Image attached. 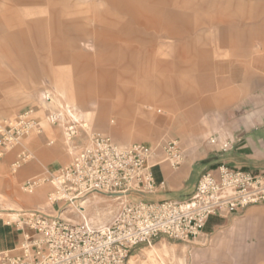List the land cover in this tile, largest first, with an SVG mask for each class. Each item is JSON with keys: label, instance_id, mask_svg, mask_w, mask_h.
<instances>
[{"label": "rangeland", "instance_id": "1", "mask_svg": "<svg viewBox=\"0 0 264 264\" xmlns=\"http://www.w3.org/2000/svg\"><path fill=\"white\" fill-rule=\"evenodd\" d=\"M239 1L230 7L225 0L215 7H189L185 12L191 23L183 25L165 11L155 13L142 6L152 4L149 0H85L82 5L79 0H0V123L34 109L42 125L41 131H32L0 160V193L25 205L24 210L56 213L46 203L47 192L52 189L49 180L34 193L23 189L26 179L51 173L44 166L22 179L18 173L27 164L40 163L39 148L55 146H48L50 139L61 142L64 130L59 125L51 128L47 118L59 106L43 104L39 98L40 91L50 90L52 100L57 84L65 88L67 100L76 99L89 123L88 128L75 126L77 151L94 133L108 134L123 145L177 138L186 149L211 134L220 109L215 98L217 63L245 59L264 45V0H246L254 5L253 11H239ZM79 8L91 20L80 21L79 29L66 26L65 22L80 15ZM39 19L49 21L35 26ZM259 19L263 20L259 28L244 27L243 21L252 24ZM167 30L172 33L170 37ZM63 53L66 58L57 57ZM148 91L159 96L152 107L147 106L148 101L134 99ZM88 93L96 99L80 102L79 96ZM101 99L108 104L96 102ZM173 110L182 113V134L168 117ZM114 128H119L122 136L113 133ZM64 146L67 148L65 142ZM73 156L63 155L59 168ZM54 157L41 158L49 161ZM17 162L22 165L17 167ZM195 176L196 171L191 180ZM41 189V197L34 202L22 200ZM85 207L88 218L102 224L112 220L117 201L92 196ZM252 207L264 209V205H256L213 216L204 229L207 235L197 242L159 237L152 247L139 245L132 250L131 264H159L157 254L166 264H182L187 250L189 263L194 252L207 250L209 254L203 258L206 264H264V237L258 235H264V221L249 222L245 236L232 250L211 252L217 239L227 235L236 222L252 217ZM65 215L80 220L69 211Z\"/></svg>", "mask_w": 264, "mask_h": 264}, {"label": "built area", "instance_id": "2", "mask_svg": "<svg viewBox=\"0 0 264 264\" xmlns=\"http://www.w3.org/2000/svg\"><path fill=\"white\" fill-rule=\"evenodd\" d=\"M48 117L51 125L59 124L56 112ZM34 130H42L34 109L0 123V160ZM68 131L77 137L74 124ZM228 147L225 143L224 149ZM185 156L177 138L123 145L108 134L94 133L69 163L47 177L25 181L27 193L51 182L47 204L56 213L35 209L24 218L30 231L16 249L0 251V264H130L132 250L139 245H151L159 237L192 242L213 216L264 205V171L225 163L202 172L187 196L151 199L163 185L154 168L168 164L178 169ZM93 192L120 195L111 221L97 224L63 215L68 208L80 214L79 200Z\"/></svg>", "mask_w": 264, "mask_h": 264}, {"label": "crops", "instance_id": "3", "mask_svg": "<svg viewBox=\"0 0 264 264\" xmlns=\"http://www.w3.org/2000/svg\"><path fill=\"white\" fill-rule=\"evenodd\" d=\"M53 1L54 0H51V3ZM79 1L81 3L80 5H82L81 1L85 0ZM149 1L152 2V4L147 3V5L142 6L152 9V12L155 13L165 11L166 13H169L173 19L178 20L179 23L190 25V19L185 12L187 8L198 9L207 6L215 7L216 3L223 0H198L190 2L185 0ZM225 2L229 7L236 3L235 0H225ZM137 3L141 4L140 1H137ZM236 5L239 11L247 9L253 11L255 9L254 5L252 3L248 4L246 0H241L237 2ZM78 14L80 15L72 19L70 23L65 22L67 23L66 26L79 29V27H81L79 24L80 21L91 20L89 16L83 15L82 8H79ZM47 21H49V19H39L34 22V25L43 26ZM147 22L149 21L147 20ZM153 22L156 23L158 21L157 19H154ZM262 23L263 20L261 19H259L257 23L252 22V24L243 21L244 27L249 29H252L255 26L259 28ZM165 33L168 34L166 35L168 37L172 35L169 30ZM60 56L63 57L61 59H64L67 54L63 53L57 57ZM57 85L58 92L53 96L54 98L52 102H49L44 98L45 93L47 91L50 92V90L39 92L41 103L59 106V110L63 112V118L59 120L58 125L63 130L65 126L64 123L71 120L69 115L74 116V119L78 122V126L83 124L85 128H88L89 123L84 114L81 113L76 99L73 97V100H67V92L65 88L59 84ZM216 89L217 92L215 93V98L218 99L220 109L218 118L215 120V129L202 141L190 148L186 149L185 146H183L186 150V156L184 162L178 169H172L168 164H162L154 168L157 182H163V185L158 188L157 192L150 196L151 199L163 200L189 195L193 191L202 172L208 169H213L222 163L241 169L264 171V45L257 52L245 59L220 60L217 63ZM158 97L159 96L155 92L148 91V93L145 92L143 95H136L134 99L136 101H148L147 106L152 107L158 100ZM95 99L96 97L89 93L81 94L79 96L80 102L83 103ZM96 102L100 103L102 106L108 104L105 99L99 101L96 100ZM72 109H75L76 112ZM168 117L171 120L172 126L177 128L176 131L182 134L185 130L182 113L179 114L173 110L168 113ZM50 126L52 128L51 124ZM112 132L119 137L122 136L119 128H114ZM65 141L66 138L63 133L61 142L56 144L53 139L48 141V146H55L51 148L41 146L39 148L40 163L33 162L27 164L18 173V178L22 179L28 174L40 171L41 166H44L48 173L56 172L59 169L61 157L65 154L72 155L77 149L75 139L69 142V148L64 146ZM225 143L229 144V147L226 150L224 149ZM14 147H16V145ZM48 155L55 157L49 161H45L41 158L42 156L47 157ZM21 165L22 164L18 167ZM195 171V179L191 180ZM32 177L40 176L36 175ZM42 190L43 189L35 195H25L22 200L25 203L34 202L37 198L39 199L41 192H43ZM50 191L47 192V195ZM0 201L2 202V207L0 208V251H10L16 249L22 242L24 234L30 231L28 226L23 224L21 220L24 221V218L31 215L33 210H24L22 207L25 205L7 200L2 193H0ZM250 212L252 217L236 222L227 235L217 239L216 244L211 251L212 253L215 254L220 250H232L234 248L233 246L245 236L249 222L255 224L264 221V209L252 207L250 208ZM205 235L207 234L202 232L199 237ZM258 235L264 237L260 232ZM199 237L195 240L196 242L199 240ZM207 254H209L207 250L196 251L192 254L191 263H189V251L187 250L185 257H183L182 264H206L204 263L203 258ZM156 257L163 259L158 254Z\"/></svg>", "mask_w": 264, "mask_h": 264}, {"label": "bare ground", "instance_id": "4", "mask_svg": "<svg viewBox=\"0 0 264 264\" xmlns=\"http://www.w3.org/2000/svg\"><path fill=\"white\" fill-rule=\"evenodd\" d=\"M48 97H50V92L49 91H47L46 93H45V95H44V98H45V100H47V98ZM53 98L54 97H52V100H53ZM52 100L50 101V100H47V101H49V102H52ZM74 112H76V110L75 109H72ZM56 113L58 114V116H59V120H61L62 118H63V112L62 111H60V110H58V111H56ZM70 116V118H71V120H69V121H66L64 124H65V126H64V133H65V137H66V141H65V144H66V146L69 148V142L70 141H72L74 138L71 136V134L69 133V131H68V128L70 127V125L71 124H69L70 122H74V123H76V125L75 126H78L77 124H78V122L74 119V116H72V115H69ZM48 118V120L50 121V118L49 117H47ZM51 123V122H50ZM81 126L82 127H85L83 124H81ZM13 148V147H12ZM11 148V149H12ZM79 151V150H78ZM77 152V149L72 153V155H74L75 153ZM17 164V167L21 164V163H19V162H17L16 163ZM92 196H94V197H96V196H106V197H108V198H111V199H113V200H117L118 199V197L120 196V195H115V196H113V195H109V194H100V193H97V192H93V193H90V194H88V195H86V196H84L83 198H81L80 200H79V203H81L82 205H81V207H80V210L79 211H81V213L79 214V213H77L76 212V209H74V210H70L69 208L64 212V216L65 217H67V218H69V219H72L71 217H69V216H66L65 214L69 211L70 213H72V214H74L77 218H79L80 220L81 219H83V220H86L87 222H89V223H91V222H93L92 221V219L90 218H88V215H87V210H86V207H85V203H86V200L89 198V197H92ZM74 212V213H73ZM72 220H74V219H72ZM23 220H21V222H22ZM74 221H76V220H74ZM78 221V220H77ZM201 235V234H200ZM199 235V236H200ZM198 236V237H199ZM197 237V238H198ZM197 238H195L194 240H192V241H195ZM153 245V243L150 245V246H152ZM133 256V254H131L130 255V257H129V262H130V259H131V257ZM157 259H158V263L159 264H166L165 263V261L163 260V259H161L160 257H157ZM130 264H131V262H130Z\"/></svg>", "mask_w": 264, "mask_h": 264}]
</instances>
